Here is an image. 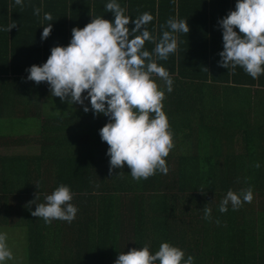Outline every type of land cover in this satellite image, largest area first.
Instances as JSON below:
<instances>
[{
  "label": "trees",
  "instance_id": "obj_1",
  "mask_svg": "<svg viewBox=\"0 0 264 264\" xmlns=\"http://www.w3.org/2000/svg\"><path fill=\"white\" fill-rule=\"evenodd\" d=\"M183 1L171 0L168 18L187 20L190 33L177 34V49L167 60L153 55L173 79L163 111L174 147L165 158L168 172L146 180H133L126 165L109 175L108 145L99 135L108 118L85 113L81 105L57 104L46 82L26 80L25 70L50 53L27 47L26 53L13 52L9 33L4 34L0 226L27 229L23 264H114L118 252L144 245L155 252L165 241L192 255L194 264H264V85L251 91L240 69L219 66L217 37L194 33L202 13ZM199 1L207 22L211 13L206 11L214 3ZM71 34L64 33V46ZM154 79L163 87L159 77ZM34 118L35 125L29 121ZM25 147L33 152H15ZM59 184L73 192L75 219L45 223L32 216L36 204ZM249 185L251 203L218 211L229 189ZM205 204L211 220L204 219Z\"/></svg>",
  "mask_w": 264,
  "mask_h": 264
},
{
  "label": "clouds",
  "instance_id": "obj_2",
  "mask_svg": "<svg viewBox=\"0 0 264 264\" xmlns=\"http://www.w3.org/2000/svg\"><path fill=\"white\" fill-rule=\"evenodd\" d=\"M14 3L23 7L24 0H14ZM105 11L111 12L114 19L96 16L83 28L73 27L69 43L52 47L45 62L27 68L26 80L36 84L46 82L51 97H58L61 103L78 104L85 113L91 110L94 116L108 118L99 135L108 145L109 175L125 165L136 181L146 180L157 172L166 174L165 158L174 147V134L163 111V100L165 92L173 91V79L153 55L167 60L177 49V34L188 33L189 25L185 19L170 17L165 22L167 30H162L157 39L146 27L153 19L150 13L143 12L133 19L119 0H107ZM40 13V8L33 9L34 15ZM43 20L53 21L52 14L44 12ZM130 22L134 25L131 29ZM217 23L223 45L218 53L219 66L233 70L239 66L254 80L264 74V0H236L234 10ZM15 26L9 25L7 31ZM51 30V23L44 26L41 40ZM145 42L154 43L151 52L144 47ZM154 77L163 81V87ZM254 167L261 165L256 162ZM253 198L251 185L240 191L229 189L218 211L225 213L229 205L237 210ZM72 199L71 188L59 184L45 196L44 203L36 204L31 215L42 218L45 223L52 220L70 223L78 212ZM206 205L204 219L211 220L212 210ZM12 258L8 235L0 231V264ZM114 264H194V257L185 256L183 249L165 241L155 252L148 245L118 252Z\"/></svg>",
  "mask_w": 264,
  "mask_h": 264
},
{
  "label": "crops",
  "instance_id": "obj_3",
  "mask_svg": "<svg viewBox=\"0 0 264 264\" xmlns=\"http://www.w3.org/2000/svg\"><path fill=\"white\" fill-rule=\"evenodd\" d=\"M90 1L24 0V5L21 7L16 5L14 0H0V50H2L5 43H7L4 34L9 33V41L13 47V52L26 53L24 48L27 47L34 50L36 54L38 52L43 53L46 48L48 53H50L52 47L57 45L64 46V33L70 35L73 27L83 28L91 21L92 17L96 16H103L104 19L109 21L114 19L111 12L105 11V3L107 0ZM183 2L184 4L197 7L198 10L197 8H195V10L202 13L201 17H199L201 18V20H199L201 21L200 30L195 31L194 33H202L203 35L204 33H212L213 35L211 37H217V42L215 44L218 45V52L222 51V31L217 22L218 19L227 15L230 10H234L236 0H207L208 4L214 3L213 10L209 7L206 11L207 14L211 13V18L209 17L207 22H205V11L202 9V6H204L203 3L201 6L199 0H185ZM119 3L121 7L126 9V14L133 19L143 12L150 13L153 19L146 27L157 39L161 35L162 30H167L165 22L168 19V14L169 16H172L173 10L171 0H119ZM70 6L72 7L70 8ZM176 6L178 7V3ZM177 7H175L176 13L179 11ZM34 8L41 9L39 16L33 14ZM44 12L51 13L53 21H44ZM13 23L16 24V26L7 31L8 26ZM48 23L52 24V30L50 35L45 39L48 41L45 42V40H41V33L43 27ZM132 27H134V25L130 22L129 28L131 29ZM24 39L27 40L25 46L23 45L22 47L14 48L15 44L18 46L19 42H22ZM67 44H65V46ZM151 45L152 42H145L144 47L148 49ZM40 60L41 61L37 60V62H33L35 64L45 62L44 57H41ZM237 69L242 71L245 80L244 85L250 86L251 91L260 86L263 87L264 74L254 80L251 76L245 73L241 67L237 66ZM252 100H255V98L253 97ZM29 121L34 125L38 123L36 118L30 119ZM32 130L34 133L37 132L36 127Z\"/></svg>",
  "mask_w": 264,
  "mask_h": 264
},
{
  "label": "rangeland",
  "instance_id": "obj_4",
  "mask_svg": "<svg viewBox=\"0 0 264 264\" xmlns=\"http://www.w3.org/2000/svg\"><path fill=\"white\" fill-rule=\"evenodd\" d=\"M57 104H61L59 98H56ZM64 105V104H63ZM77 107L78 104H73V106ZM70 106V107H73ZM59 108V107H56ZM38 130V129H37ZM35 131V130H34ZM14 149H10L9 151H13ZM31 148H20L15 152L18 153H28L33 152ZM0 231H4L8 235V245L13 253V258L11 260H7L5 264H23L24 260H27V248H28V232L27 229L17 226H0Z\"/></svg>",
  "mask_w": 264,
  "mask_h": 264
}]
</instances>
